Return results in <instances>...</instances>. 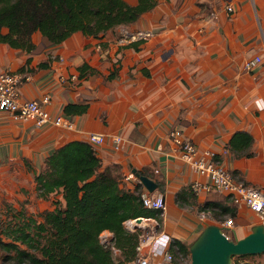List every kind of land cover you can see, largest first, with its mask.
I'll use <instances>...</instances> for the list:
<instances>
[{"label": "crops", "instance_id": "1", "mask_svg": "<svg viewBox=\"0 0 264 264\" xmlns=\"http://www.w3.org/2000/svg\"><path fill=\"white\" fill-rule=\"evenodd\" d=\"M227 4L232 11L226 10ZM122 27L97 38L75 31L42 48L34 33L36 48L29 52L0 43V70L23 67L28 75L20 83L19 97L38 99L48 93L45 107L51 116L62 115L72 123V127L35 126L32 121L0 116L7 118L0 122V134L27 132L31 140L26 147L34 149L28 154L29 167L20 160L12 172L0 162V201L17 205L24 181L37 195L33 172L40 170L54 148L71 139L103 134V142L92 143L100 168L116 165L120 186L129 190L139 182L124 175L136 170L151 179L156 184L153 192L164 198L158 225L152 217L140 226L148 236L146 242L155 237L151 247L143 246L150 252L151 264H163L157 261L164 240L181 241L189 249L206 223L223 226L229 238L243 236L259 223L256 216L226 196L192 193L188 184L205 178L190 167L167 134L179 127L199 151L221 153L222 163L240 179L264 186V0H157L134 23ZM131 42L137 47L127 46ZM256 54L261 62L246 69L245 60ZM41 61L47 66L38 67ZM83 64L84 78L71 80ZM69 103L87 107L68 116L63 108ZM236 130L251 134V156H235L229 150ZM116 135L121 136L118 147L113 141ZM201 211L207 212L203 218ZM226 215L233 218L231 227L219 219Z\"/></svg>", "mask_w": 264, "mask_h": 264}, {"label": "trees", "instance_id": "2", "mask_svg": "<svg viewBox=\"0 0 264 264\" xmlns=\"http://www.w3.org/2000/svg\"><path fill=\"white\" fill-rule=\"evenodd\" d=\"M156 3L157 0H136L134 4L127 0H0V43L31 51L35 48V32L49 43H59L75 31L97 38L116 26L134 23ZM127 46L137 47V42ZM45 66L47 61L38 63V67ZM85 69L84 64L78 67L79 79L84 78ZM113 74L111 71L108 76ZM86 107L87 104L69 103L63 112L68 116L80 114ZM251 142L249 132L236 130L228 148L235 156H251ZM25 164L29 167L26 159ZM100 167V158L88 139H71L54 148L40 170L33 172L37 195L50 199L52 207L40 213L38 222L30 217L12 232L5 230L11 240H0L1 246L14 250L19 260L26 259L25 264H128L135 257L142 231L126 229L124 221L143 216L159 222L161 211L141 204V183L133 190L123 188L116 165ZM222 210L233 215L228 208ZM30 225L34 226L32 231L28 229ZM103 230L112 232L117 258L111 245L101 242ZM16 241L27 249L20 248ZM169 251L172 264H179L176 253L190 254L188 247L175 239L170 241ZM249 255L253 254L236 256Z\"/></svg>", "mask_w": 264, "mask_h": 264}, {"label": "built area", "instance_id": "3", "mask_svg": "<svg viewBox=\"0 0 264 264\" xmlns=\"http://www.w3.org/2000/svg\"><path fill=\"white\" fill-rule=\"evenodd\" d=\"M227 11H232L233 8L230 4L226 5ZM214 12H210V16H214ZM262 58L256 54L244 62L246 69L254 68ZM28 78V75L23 70H0V113L7 114L13 120H28L32 121L35 126L44 123H52L56 126L72 127L71 121L66 120L62 115L51 116L46 109V105L50 101V95L44 93L38 99H21L19 97V86L23 79ZM78 75L73 73L70 75L71 80H76ZM62 82L66 78H61ZM168 138L176 145L179 154L188 162L190 167L199 175L204 176V180H193L188 184L189 190L198 195L204 194L207 196L209 193H216L226 196L234 204H244L258 219L259 223H264V186L251 185L244 180L240 179L235 173L230 171L221 161V153L211 149H204L199 151L194 142L187 137L179 127H172L168 131ZM91 143H101L104 141L103 134H89L87 137ZM116 147L121 143V136L116 135L113 138ZM228 148L223 149V153L227 152ZM125 179H135L139 183L140 180L133 172H128L124 175ZM139 200L141 204L147 208L163 211L165 209V201L161 193L149 192L145 187L139 190ZM207 215L206 211L200 212V217L203 218ZM138 218V217H137ZM137 218L127 219L130 227L126 229L134 231L141 230L139 235V242L136 245L135 257L128 262V264H151L149 260L150 252H144V245L148 244L151 247L155 237L148 240L145 237L144 231L140 228L141 222L152 217L140 216ZM156 225L158 222L156 219ZM223 223L229 227L233 225V218L229 216L225 218ZM224 232V230H223ZM228 237V233L224 232ZM107 237L103 238V236ZM156 235V234H155ZM112 232L103 230L100 234L101 242L111 245L113 252L118 251L112 246L111 243ZM171 239H166L162 242L161 248L158 252V263L172 264L173 255L169 251Z\"/></svg>", "mask_w": 264, "mask_h": 264}, {"label": "rangeland", "instance_id": "4", "mask_svg": "<svg viewBox=\"0 0 264 264\" xmlns=\"http://www.w3.org/2000/svg\"><path fill=\"white\" fill-rule=\"evenodd\" d=\"M127 27L123 25L122 28ZM35 41L37 43L38 48L44 47V45L48 44L49 42L39 33L35 32L34 34ZM36 48V47H35ZM33 48V49H35ZM29 52V51H27ZM7 115L5 113H0V116ZM7 120V118L0 117V122ZM13 123V122H12ZM16 130L13 128L12 130ZM17 131H20L19 129ZM16 132V131H15ZM30 137L27 135V132L22 134V132L18 135H4L0 134V143H3V146L0 147V151L3 152V156L0 157V162L3 164H8L10 169L13 172V169H16L17 165H20V160L30 161L29 155L32 153L34 149H28L26 143L30 142ZM1 143V144H2ZM5 152V153H4ZM29 154V155H28ZM24 158V160H23ZM29 163V162H28ZM24 187L19 190V192L23 193V197L21 199H17V205H13L11 202L10 204L6 202L0 201V240L7 242L11 240V236L7 235L6 231L10 230L11 232L17 228L18 225L23 224L26 222V219L30 217L34 220L36 219L41 220L40 213L44 210L50 209L52 207L50 199H42L38 195H36L35 191L31 186H29L24 181ZM18 192V190H16ZM24 216V217H23ZM226 216H221L220 220L225 219ZM23 217V218H21ZM229 217V216H228ZM24 220V221H23ZM210 222V221H207ZM213 223V222H210ZM125 226L128 228L130 227L129 223L126 222ZM14 228V229H13ZM30 231L34 229V226L30 225L28 228ZM6 230V231H5ZM106 238L107 235L103 236ZM41 239V238H40ZM15 243L18 244L20 248H26V245L16 241ZM30 250H33L30 248ZM119 255L118 251L113 252V256L117 258ZM175 257L179 264H190V254H182L180 252L175 254ZM231 264H264V252L255 255L249 256H232L231 257ZM26 259L19 260L17 254L14 250H6L0 244V264H25Z\"/></svg>", "mask_w": 264, "mask_h": 264}, {"label": "water", "instance_id": "5", "mask_svg": "<svg viewBox=\"0 0 264 264\" xmlns=\"http://www.w3.org/2000/svg\"><path fill=\"white\" fill-rule=\"evenodd\" d=\"M132 172L141 184L153 192L156 184L147 176ZM140 218H137V221ZM224 227L216 223H206L198 236L189 244L190 264H231L234 255L259 254L264 252V223L251 226L241 237L229 238Z\"/></svg>", "mask_w": 264, "mask_h": 264}]
</instances>
